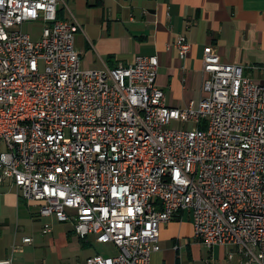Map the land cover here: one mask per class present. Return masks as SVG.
Instances as JSON below:
<instances>
[{
    "label": "built area",
    "instance_id": "1",
    "mask_svg": "<svg viewBox=\"0 0 264 264\" xmlns=\"http://www.w3.org/2000/svg\"><path fill=\"white\" fill-rule=\"evenodd\" d=\"M59 2L0 0V184L117 248L88 264H151L162 227L187 214L210 249L264 264V83L207 47L203 97L171 107L157 56L83 69L81 27ZM174 46L182 59L191 49L183 36Z\"/></svg>",
    "mask_w": 264,
    "mask_h": 264
},
{
    "label": "crops",
    "instance_id": "2",
    "mask_svg": "<svg viewBox=\"0 0 264 264\" xmlns=\"http://www.w3.org/2000/svg\"><path fill=\"white\" fill-rule=\"evenodd\" d=\"M59 12L81 27L75 46L83 69L128 66L139 56H157L158 85L171 107L185 108L203 97L207 47L264 83V0H60ZM180 36L191 46L185 59L174 46ZM186 216L191 219L187 228L184 218L163 226L166 246L152 256L151 264L182 259L177 250L185 247L189 234L194 236L192 217ZM47 226L50 232L45 233ZM101 246L109 247L103 253ZM117 253L116 247L93 236L80 239L72 221L40 216L37 203L25 201L8 181L0 184V262L88 264L97 254Z\"/></svg>",
    "mask_w": 264,
    "mask_h": 264
},
{
    "label": "rangeland",
    "instance_id": "3",
    "mask_svg": "<svg viewBox=\"0 0 264 264\" xmlns=\"http://www.w3.org/2000/svg\"><path fill=\"white\" fill-rule=\"evenodd\" d=\"M23 31L29 33L34 38H37L41 32V25L38 22H28L24 24ZM183 127L186 129H192L195 126L193 124H185ZM190 220L191 219L188 216L184 217L182 224L183 226L185 225V228H187L186 224L190 222ZM184 240L185 247L182 246L179 252L180 257L182 258L179 261L180 264H239L238 257H236L234 261L229 260V248L217 246L210 249L200 240L196 239L193 234H189V237H186ZM160 245L162 247L166 246L165 242L163 243L162 240L160 241ZM107 247L109 246H101L100 252L105 253L108 250Z\"/></svg>",
    "mask_w": 264,
    "mask_h": 264
},
{
    "label": "trees",
    "instance_id": "4",
    "mask_svg": "<svg viewBox=\"0 0 264 264\" xmlns=\"http://www.w3.org/2000/svg\"><path fill=\"white\" fill-rule=\"evenodd\" d=\"M58 18L60 19V20H64V18H63V16H62V13H58ZM180 220V218H178L177 219V221H179ZM177 252H178V254H179V250H177ZM178 261V260H177ZM177 264H180V262L178 261V263Z\"/></svg>",
    "mask_w": 264,
    "mask_h": 264
}]
</instances>
